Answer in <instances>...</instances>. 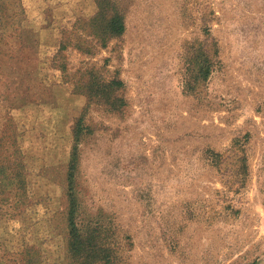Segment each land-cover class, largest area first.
Listing matches in <instances>:
<instances>
[{
    "label": "rangeland",
    "instance_id": "1",
    "mask_svg": "<svg viewBox=\"0 0 264 264\" xmlns=\"http://www.w3.org/2000/svg\"><path fill=\"white\" fill-rule=\"evenodd\" d=\"M91 262L264 264V0H0V264Z\"/></svg>",
    "mask_w": 264,
    "mask_h": 264
},
{
    "label": "trees",
    "instance_id": "2",
    "mask_svg": "<svg viewBox=\"0 0 264 264\" xmlns=\"http://www.w3.org/2000/svg\"><path fill=\"white\" fill-rule=\"evenodd\" d=\"M107 32L112 36H121L125 32V24L123 18L120 15H115L106 26ZM202 67L200 68V76L203 81H207L211 75V64L210 60L206 54L202 55ZM120 82H112L110 86H121ZM78 136V132H76V140ZM75 170V166L72 164L70 167V175H69V197L71 203L70 209V218H69V227H70V237H71V251L74 256L87 258L90 260H96L97 253L94 252L95 245H92L91 242H88L86 237L82 235L80 229L77 226L75 221L76 215V199L73 195V173ZM89 264H92L89 263Z\"/></svg>",
    "mask_w": 264,
    "mask_h": 264
}]
</instances>
